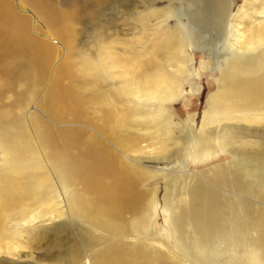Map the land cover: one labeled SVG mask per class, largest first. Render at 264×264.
I'll list each match as a JSON object with an SVG mask.
<instances>
[{"label":"bare ground","instance_id":"bare-ground-1","mask_svg":"<svg viewBox=\"0 0 264 264\" xmlns=\"http://www.w3.org/2000/svg\"><path fill=\"white\" fill-rule=\"evenodd\" d=\"M103 1L88 0V22L99 21ZM118 1L125 15L135 17L133 23L139 29V100L130 113L120 112L122 117L116 111L120 108L104 106L103 122L90 124L105 141L95 138L88 143L77 131L42 135L65 192L80 181L84 192L92 196L87 202L81 196L72 197L69 191L65 201L46 203L52 205L50 217L68 212L72 218L78 210L86 221L89 218L114 239H125L128 233L123 218L128 212L137 213L142 198L131 168L166 169L163 203L170 212L166 222L177 239L171 232L168 242L146 239L148 244L131 248L111 246L96 257L95 264H264V0H243L237 11L233 0ZM12 6L8 7L11 12ZM122 35L128 36V31ZM90 36L93 48L104 39L96 32ZM195 41L203 45L192 44L194 50L212 49L215 54L226 53L227 58L225 67L219 68L218 89L209 95L200 125L189 119V126L175 137L165 107L180 96L182 80L173 71L193 61L194 54H187L186 47ZM64 70L65 75L75 77L70 67ZM185 71H179L182 78ZM75 90L71 93L76 97ZM55 104L51 111L58 119ZM81 114L77 111V118ZM133 116L140 126L131 124ZM158 116L163 118L161 132L154 130ZM187 154L195 163L194 159L222 161L192 178L183 167ZM177 173L181 176L176 177ZM22 187L23 183H17L13 188ZM44 204L37 205V212L43 211ZM6 208L0 205V214ZM94 209L98 213L91 219ZM13 223L17 228V222ZM54 229L56 234L62 227Z\"/></svg>","mask_w":264,"mask_h":264},{"label":"rangeland","instance_id":"rangeland-1","mask_svg":"<svg viewBox=\"0 0 264 264\" xmlns=\"http://www.w3.org/2000/svg\"><path fill=\"white\" fill-rule=\"evenodd\" d=\"M0 1V194L1 198L4 196L0 205L8 207L0 214V264H95L96 257L111 246L124 244L131 248L148 244L146 239L168 242L171 232L177 239L166 222L170 212L163 203L166 169L131 168L130 174L138 182L143 199L138 202L137 213L128 212L123 218L128 233L125 239H114L89 218L86 221L78 210L73 212L75 225L68 212L50 217L52 205L46 204L65 201L69 191L72 197L81 196L87 202L92 196L84 192L80 181L73 182L65 192L55 172L56 162L47 156L42 135L77 131L88 143L95 138L103 140L90 123L103 122L104 106L120 108L116 111L122 117L138 103L141 39L138 26L133 23L135 17L125 15L118 0H104L100 11L103 15L99 21L93 19V24L88 22V0ZM233 1L237 11L243 0ZM10 5L12 12L8 10ZM182 8H186L185 3ZM70 15L71 20L64 19ZM101 24L109 29L106 31ZM127 31L128 36L122 35ZM95 32L104 39L93 48L90 35ZM200 45L203 43L195 41L186 47L187 54H194V58L179 70H186L184 78L179 71H173L182 80L180 96L168 103L165 113L174 125L175 137L189 126V119L200 125L208 97L218 89L219 68L225 67L226 53L191 47ZM31 59L35 62L32 65ZM66 66L75 77L64 74ZM198 88L200 92L195 93ZM72 89L78 90L76 97ZM114 93H118L116 97ZM60 101L61 106L55 104ZM54 104L59 109L58 119L51 111ZM77 111L82 112L80 118ZM137 118L133 116L130 123L138 124ZM154 120L158 124L154 130L161 132L163 118ZM190 156L186 155L183 167L192 178L222 161L194 159L195 163ZM17 183H23L25 188L15 190ZM42 203L43 211L39 213ZM97 213V209L92 210L90 218ZM13 222H17V228ZM54 226L62 227L61 231L53 233ZM169 245L179 249L175 243Z\"/></svg>","mask_w":264,"mask_h":264}]
</instances>
